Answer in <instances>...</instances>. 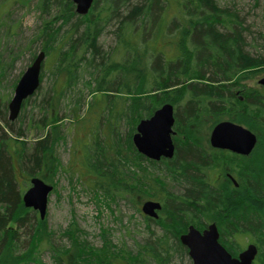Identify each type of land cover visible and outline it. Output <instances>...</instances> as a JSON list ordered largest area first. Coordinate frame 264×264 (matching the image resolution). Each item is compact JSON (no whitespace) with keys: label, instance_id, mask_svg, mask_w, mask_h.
Returning a JSON list of instances; mask_svg holds the SVG:
<instances>
[{"label":"trees","instance_id":"trees-1","mask_svg":"<svg viewBox=\"0 0 264 264\" xmlns=\"http://www.w3.org/2000/svg\"><path fill=\"white\" fill-rule=\"evenodd\" d=\"M36 8L45 17L37 35L46 55L43 69L53 81L39 107L42 118L28 123L27 130L38 128L43 134L30 149L0 131V264L33 259L46 236L43 219L23 206L24 190L12 159L26 183L32 176L43 178L54 145L65 134L71 136L73 158L78 154L67 172L110 198L136 193L124 173L128 163L142 161L181 188L175 193L156 178H143L145 195L161 208L156 217L141 211L146 226L142 243L127 259L113 257L117 264H176L182 257L192 264L179 235L189 225L202 229L217 218L218 240L230 253L239 252L235 239L251 237L264 264V215L253 204L264 199L263 178L236 167L244 196L229 199L236 187H223L211 177L216 159L227 150L177 139L171 157L151 160L131 141L138 121L166 102L173 107L172 128L178 134L208 116L212 125L228 119L264 135V86L240 83L246 69H259L250 76L264 71V57L245 51L247 29L237 10L216 0H92L85 14L75 12L71 0H37ZM105 36L111 42L104 49L99 39ZM68 117L71 122L63 129ZM22 227L30 240L25 256H15L13 248L3 251ZM45 243L55 264H69L50 238ZM111 259H106L109 264Z\"/></svg>","mask_w":264,"mask_h":264},{"label":"rangeland","instance_id":"rangeland-1","mask_svg":"<svg viewBox=\"0 0 264 264\" xmlns=\"http://www.w3.org/2000/svg\"><path fill=\"white\" fill-rule=\"evenodd\" d=\"M36 1L6 0L4 2V0H0V131H4L9 137L15 136L24 141L28 148L43 136V134H39L38 128L30 132V129L27 130V126L28 123L31 124L32 120L37 121L42 118L39 107L43 94L47 93L52 85V77L47 71L44 72V65L41 68L43 77L40 86L29 101L23 103L14 120L8 118L7 104L13 95L19 77L41 50V41L37 39V35L45 17L38 12ZM216 1L220 5H229L230 8H235L240 21L244 22L243 26L247 29L243 30L247 41L244 47L245 51L253 57H264V0ZM105 37L99 39L104 49L111 42L109 38ZM45 60L46 57L44 63ZM246 70L249 72H247L246 78L241 76L240 83L261 88L262 85L258 83V80L264 77V71L258 74L256 72L250 76L248 73L259 69ZM61 114H64L63 109H60ZM70 118L63 121V129L71 122ZM242 125L255 131L257 141L247 156H237L226 152L216 159L211 177L215 178L216 182L223 187H226V184L227 187H231L230 178L225 176L226 172H232V175L237 179L235 169L239 166L255 171L264 179V135L253 126ZM212 127L210 118L203 116L198 121L189 123L182 134H175L174 137L176 141L189 138L200 146L209 148V134ZM15 132L21 134L16 135ZM61 138L54 145L53 158L48 159L47 165L44 167L43 179L53 187L48 195L43 219L46 236L33 251L35 254L33 259L28 256L20 258L18 261L15 259L14 263L5 261V264H55L52 250L45 245L48 238L53 246H57L63 257L67 258L69 264H109L106 260L107 257H111L112 263L117 264L118 260L113 257L129 258L137 252L146 234L145 219L140 206L143 201L150 198L145 195V186L141 184L143 178H156L163 187L175 193H179L181 188L174 184L164 172H160L142 161L135 164L128 163L124 173L128 183L137 187L136 193L133 196L110 198L89 187L78 174L67 172L65 167L72 164L71 161L74 165V162L78 161V154L74 159L72 140L69 134H65ZM12 166L19 185L25 190L29 185V179L26 183L20 176L19 163L15 157L12 159ZM241 192L242 183L238 182L236 190L228 194L229 199L234 200L239 197L238 195L244 196ZM253 204L264 215V199ZM0 211H3L1 204ZM210 222L220 224L221 220L217 218ZM12 227L17 228L16 225ZM152 227L153 229L158 228L153 224ZM25 229L23 227L17 229V239L11 243L12 245L4 243L3 251L13 248L15 256L24 257L30 241L27 229ZM0 241L1 246V238ZM235 241L238 243L239 251L244 249L248 243H254V239L251 237L235 239ZM258 256L259 254L254 258L253 264H263ZM87 260L90 261L86 263ZM176 264H189V262L187 258L182 257L179 260L177 258Z\"/></svg>","mask_w":264,"mask_h":264},{"label":"water","instance_id":"water-1","mask_svg":"<svg viewBox=\"0 0 264 264\" xmlns=\"http://www.w3.org/2000/svg\"><path fill=\"white\" fill-rule=\"evenodd\" d=\"M75 12L85 14L92 4V0H71ZM45 59V52L40 50L31 63L19 77L9 100L8 118L14 120L22 107L23 101L34 94L40 85V71ZM264 85V77L258 80ZM174 122L173 107L166 102L156 108L152 114L142 118L135 126L131 140L135 149L151 160L161 157H171L174 152L172 128ZM257 135L248 127L232 120L224 119L215 123L209 134V144L213 148L225 149L238 155H248L254 148ZM29 187L22 194L23 206L32 208L44 219L48 202V195L52 185L38 176L29 178ZM161 204L155 200H145L141 204V211L148 216L156 217ZM217 226L214 222L198 229L189 225L184 233L179 235V241L187 248V255L192 264H251L257 247L248 243L237 256L219 242Z\"/></svg>","mask_w":264,"mask_h":264},{"label":"flooded vegetation","instance_id":"flooded-vegetation-1","mask_svg":"<svg viewBox=\"0 0 264 264\" xmlns=\"http://www.w3.org/2000/svg\"><path fill=\"white\" fill-rule=\"evenodd\" d=\"M175 134H178L177 132H175L174 131V135ZM174 140H175V137L173 136V143H174ZM229 152V151H228ZM232 153V152H231ZM237 155V154H236ZM230 174L228 173L227 175H226V177H228V178H230V182H231V185L233 186V187H237L238 186V180L234 177L233 179L229 176ZM229 182V183H230ZM219 234V233H218ZM253 244H255V243H253ZM256 245V244H255ZM256 247H257V245H256ZM239 253V252H238ZM237 253V254H238ZM232 256H237V254H235V255H233L232 253H230ZM258 254V248H257V253H256V255ZM256 257V256H255ZM251 264H253V261H252V263Z\"/></svg>","mask_w":264,"mask_h":264}]
</instances>
